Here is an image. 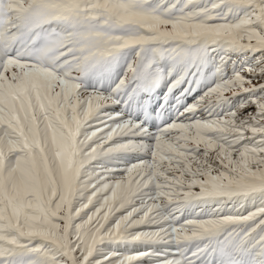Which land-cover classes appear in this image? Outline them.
<instances>
[{
    "label": "rangeland",
    "instance_id": "1",
    "mask_svg": "<svg viewBox=\"0 0 264 264\" xmlns=\"http://www.w3.org/2000/svg\"><path fill=\"white\" fill-rule=\"evenodd\" d=\"M105 2L102 0L104 8L120 12V18L126 22L141 25L144 33L135 40L147 42L157 36L162 39L164 29L171 30L170 37L176 41L174 48L178 50L191 36L222 40L224 48L211 51V63L215 60L217 65L214 67L212 63L208 71L222 75L221 82L216 83L220 86L226 83L228 105L224 100L225 86L214 96L205 89L200 94L202 101L198 102L194 117L197 122L193 125L195 131L208 130L204 145L197 149L191 147L190 153L173 155L174 150L164 145L167 156L161 159L165 162L161 172L147 175L141 171L136 177L130 175L129 179L121 180L119 176L126 175L127 171L113 172L115 165L106 159L114 161V155L120 150L137 148L134 144L124 146L120 142L125 139L130 143L129 129L120 126L87 128L86 121L94 107L90 102V106L83 105L72 111L55 108L43 89L23 93L24 83L12 81L13 88L7 93L0 92V200L7 206L0 204V264H184L183 259L188 263L187 258L192 261L204 249L212 260L221 262L229 255L232 260H238L235 261L238 264H264V0H133L126 6L114 0ZM136 3L138 8H134ZM197 42L190 45L197 49L201 47ZM240 43L246 47L232 49L234 44ZM213 48L216 46H211ZM168 63L163 62L166 74L177 68L179 60L173 65ZM195 66L184 71L186 76L173 92L175 97L187 87L189 77L199 72V65ZM43 79L45 83L49 81L47 77ZM123 99L121 105L98 110L96 119L101 115H106L107 119L121 117L127 100ZM195 100H186L179 115L193 116L191 104ZM161 101L157 100L149 109L156 113ZM209 108L211 112V109L213 112L222 109L221 114L216 116L210 112V116ZM217 117L220 120L215 126L210 124L205 130L200 127L198 121L207 122ZM73 132L79 134L84 161L75 196L68 205L74 164L70 144ZM185 132L187 139L180 138ZM181 134L179 139L183 141L172 139L175 145L171 149L185 147L191 140L190 146L195 144L188 129ZM171 136L170 133L164 139ZM148 154L153 155V152ZM131 157L133 163L144 161L142 156L132 154ZM88 162L94 163L92 167ZM165 164L172 165L169 173L163 169ZM210 185L222 191L229 187L245 189L235 197H227L225 192L218 199L198 196L199 187ZM151 191L160 193L162 199L150 200ZM179 194H187L192 201L176 209H181L180 214L226 207L227 221L220 224L214 215L203 219L213 221L208 223L212 225L198 231L180 235L152 231L149 225L153 209L166 207V211H171L179 202ZM66 214L73 219L69 227L62 219ZM123 221L129 224L128 238L135 242L113 245L111 241L117 237ZM218 228H223L224 233L210 241L203 239L208 241L193 248V254L198 255L184 254L189 249L184 238L205 235ZM98 231L102 244L93 252L92 242ZM170 243L176 248L185 247H180L185 249L183 254L167 256L163 251ZM224 250L226 252H222ZM176 254L183 255L181 261Z\"/></svg>",
    "mask_w": 264,
    "mask_h": 264
},
{
    "label": "bare ground",
    "instance_id": "2",
    "mask_svg": "<svg viewBox=\"0 0 264 264\" xmlns=\"http://www.w3.org/2000/svg\"><path fill=\"white\" fill-rule=\"evenodd\" d=\"M43 1L44 0H0V7H5L9 14L0 31V36L6 43V55L0 54V92L7 93L13 88L12 81L18 80L24 83L23 93L29 94L32 91L43 89L46 95H49L48 98L52 100L53 107L55 108L68 111L83 107V105L90 104L94 106L89 113L91 114L90 117L86 121L85 126L87 128L100 126L101 128L109 129L120 126L124 127V129H129L128 131L131 133L129 136L132 138L131 141H129L130 143L125 139L120 140V142L122 141L124 146H131L134 144L137 148H134L135 150H132L133 148L129 150L118 149L120 151L118 154L114 155V157H116L114 161L110 160V158L106 159L108 163L115 165L114 170L112 169L113 172L127 171L126 175L119 176L121 180L129 179L128 177L130 175L132 178L136 177L141 171L142 174L147 172V175L148 173L159 172L162 164L165 163L161 159L163 156H167V151L163 148L164 145L168 147L167 149L174 150L171 152L172 155L190 153L192 148L197 149L201 147V145H204L202 144L204 143L203 138H207L206 132L208 130L201 131L197 129L198 131H195L196 128H193V125L197 122L194 120V117L198 110V102L202 101L200 96V94H202L201 92L205 89L207 91L208 88L209 91H207V93L212 92L211 95L214 96L220 91L221 87L225 86L224 100L225 104L228 105L229 95L226 96V83L222 86L217 84L222 75L217 71H208V69L212 67V63H214V67L217 65V61L215 62V60L211 63V51L223 49L224 44L222 40L219 42L216 41L217 43H212V47L216 46V49H211V47L204 50L199 47L194 49L186 43L185 46L187 45L188 47L184 49L185 46L180 44L184 47L180 46L181 48L179 47V50L176 48V50L174 48L176 41L168 39L171 34L170 29L163 30V33L166 35H164V38L161 36L163 39H153L147 42L135 40L137 36L144 33L141 29V25L126 22L125 19L120 18V12L113 13L111 12V8H104L102 0H76L78 4L77 8L70 14L63 13L57 8L47 7ZM105 1L109 0H104V2ZM114 1L123 6L133 3V0ZM138 6L139 4L136 3L134 8H138ZM147 10L148 9H146L145 12H147ZM86 31H88L89 34L83 35L82 33ZM156 38L159 37L157 36ZM205 45L206 44L201 43V46ZM243 47H245L244 44L240 46L234 44L232 49H242ZM180 49H183V52ZM145 50L157 54L161 59L166 60L167 63L170 61L172 65L176 64V61L179 60L177 68L173 72H168L164 75L162 87L154 94H149L146 90L142 89L139 77L137 76L136 66L139 54ZM39 51L40 54L36 56L39 61L38 64H29L23 61L25 57L35 56ZM226 57L227 56H225V58ZM128 61L130 63L126 65ZM219 62L222 63L221 60H219ZM182 64L183 67H181ZM195 64L197 66L199 65V68H197L199 72L194 75L193 78L191 77L192 79L189 78L187 87L175 97L173 92L186 76L179 75H183L186 68L190 69V67ZM220 65L218 66L220 67ZM204 69H206V72H204ZM44 77L49 79L47 82L48 84L43 81ZM32 83L34 87H31ZM165 86H167L166 90ZM44 92L42 93L41 91L43 95H45ZM125 97L127 100L124 102V114L121 117L112 116V118L110 117L107 119L106 115H101L99 119L98 117L96 119L98 110L105 111L112 106L121 105ZM191 98H196L191 104L192 113L194 115L186 117L183 115L184 113L179 115V112H181V110L183 111L181 107L185 104V101ZM159 99L162 100L161 103H159L160 108L156 113H153L149 107L154 105ZM214 100L211 101L214 102ZM203 101L205 102V100ZM210 108L207 111L209 115L211 112ZM211 110L213 112V109ZM221 110L222 109L216 110L217 112H213V114L216 113V116H218L221 114ZM94 112H96V114ZM236 114L235 117L238 116V112ZM182 116L184 117L181 118ZM99 120L101 122L97 123ZM219 120L220 119L217 117L207 122H198H200V127L205 130L207 129L206 126L208 127L210 124L215 126L214 124ZM236 120L239 121L241 119L238 118ZM187 126L189 128H186ZM168 128L169 131H167ZM185 129H188L189 135L193 137L195 144L190 146V143H192L191 140L185 147L178 146L179 148L176 147L177 149H171L175 145L173 142L174 139L177 140V142L183 141L180 140L179 137L182 135L181 132ZM170 133L172 136L168 139H164L168 137ZM183 134L184 135L180 138H186V132ZM188 146H190V148H187ZM149 152H153V155L148 154ZM132 154L142 156L141 158H143L144 161L133 163ZM149 162L153 164V166L151 165L152 167L148 164ZM88 164L92 167L91 165L94 163L88 162ZM171 166L168 165L167 167L166 164L163 165L164 171L168 172L170 168L172 169ZM210 186H207V188L203 186L199 187L198 195L203 196L211 191H219L216 186H211L212 188H210ZM225 190L232 193L237 189L229 187ZM157 191L160 190L158 189ZM152 192L153 191H151L149 195L150 200L156 202L162 199V197L160 198V193ZM230 193L228 195H231ZM179 195V202L175 204L176 206L171 211H166V207H155L153 212L151 211L152 218H150L149 226L152 228V231L159 232V234L180 235L195 230L198 231L207 225H212L208 223H212L213 221H203V219H207L214 215H217L220 224L221 222L223 224L224 220L225 222L227 221L225 218L228 211L226 207L223 210L220 208L214 210L212 208H204L201 212L180 214L179 212H181V209L177 211L176 209L182 204L189 205L192 201H190L191 197L187 194ZM203 199L207 198L203 197ZM171 205L174 204L171 203ZM149 216L151 215L149 214ZM227 218L230 219V217ZM183 221H185V223H183ZM139 222L140 220L136 224ZM128 225L129 224L124 221L120 224L119 230L117 229V237L112 240L113 245L135 242L134 239L128 238L127 236L128 231L126 230ZM223 230V228H220L218 232L213 233L209 237L201 235L188 239L184 238L183 240H185L186 244L189 246L188 251L184 254H192L193 256L198 254L201 255L193 258L192 261H190L191 258H187L186 260L188 263L183 259V263L226 264L230 261L231 264H238V262H235L238 260H232L229 255L227 257L225 253V259L223 261L221 260V262L218 259L212 260L208 258V254L206 253V251L208 252L207 249H204L202 253L193 254V248L195 246L208 241L203 239L209 238L210 241V239L217 238L224 233ZM178 246L179 247L176 248L175 245L170 243L163 252L166 253L167 256L175 255V253L183 254L185 249L182 250L181 248L185 247ZM222 252L226 251L224 250ZM221 255H223V253ZM182 256L177 255V259L181 261V258H183ZM232 261L234 262L232 263Z\"/></svg>",
    "mask_w": 264,
    "mask_h": 264
}]
</instances>
